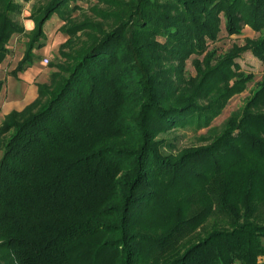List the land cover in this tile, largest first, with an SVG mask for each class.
Returning <instances> with one entry per match:
<instances>
[{
	"label": "trees",
	"instance_id": "1",
	"mask_svg": "<svg viewBox=\"0 0 264 264\" xmlns=\"http://www.w3.org/2000/svg\"><path fill=\"white\" fill-rule=\"evenodd\" d=\"M79 1L31 6L12 74L54 14L69 38L49 82L0 123V264H264V73L256 108L233 112L209 145L173 154L164 137L207 126L253 78L235 59L264 62V0H94L81 19ZM20 11L0 0V62ZM220 15L228 34L247 24L260 35L207 50L185 78Z\"/></svg>",
	"mask_w": 264,
	"mask_h": 264
},
{
	"label": "rangeland",
	"instance_id": "2",
	"mask_svg": "<svg viewBox=\"0 0 264 264\" xmlns=\"http://www.w3.org/2000/svg\"><path fill=\"white\" fill-rule=\"evenodd\" d=\"M21 4L20 13L16 14L14 19L17 20L23 31L15 32L7 41V51L3 60L0 62V80L2 81V90L0 92V123L4 116L12 109L20 110L26 104L31 102L37 96V83L49 82V74L56 70L55 63L63 59L59 55V50L63 48L64 43L69 36L65 34L60 26L63 24L62 19L54 14L49 21L44 24V36L42 38L43 47L32 49L35 54L31 65L19 72L17 75L12 74V70L22 59L29 42V32L33 28V21L29 18L32 4L35 0H16ZM95 3L94 0L79 1L81 10L73 13L76 18H83L86 14L93 17L94 13L90 7ZM260 35L259 31L254 30L249 25H244L240 33L228 34L225 29V19L220 15L219 32L215 41H207V49L197 55L190 54L184 62L183 76L193 77L196 75L193 59L202 60L207 50H216L217 55H222L232 47L244 45L246 42L252 43ZM239 70L245 73H251L253 78L248 81L245 88L233 94L220 113L213 117L206 126H186L177 129L171 136L164 135L169 143L175 144L172 149L173 154H179L185 148L200 147L209 145L224 128L227 118L233 112H241L244 108L255 109L256 103L252 98L251 90L255 88L264 73V62L259 60L251 51L243 52L240 57L235 59ZM165 152L167 148H164ZM214 216H211L200 229L201 236L209 233L212 229ZM198 232L193 235L196 236ZM192 235V236H193Z\"/></svg>",
	"mask_w": 264,
	"mask_h": 264
}]
</instances>
